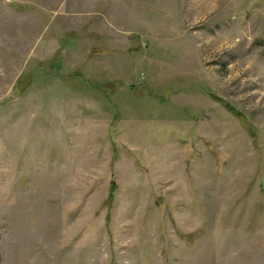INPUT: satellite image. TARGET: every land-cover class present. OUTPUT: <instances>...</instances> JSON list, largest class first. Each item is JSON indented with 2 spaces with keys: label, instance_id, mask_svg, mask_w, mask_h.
Segmentation results:
<instances>
[{
  "label": "rangeland",
  "instance_id": "374dc122",
  "mask_svg": "<svg viewBox=\"0 0 264 264\" xmlns=\"http://www.w3.org/2000/svg\"><path fill=\"white\" fill-rule=\"evenodd\" d=\"M0 264H264V0H0Z\"/></svg>",
  "mask_w": 264,
  "mask_h": 264
},
{
  "label": "trees",
  "instance_id": "16d2710c",
  "mask_svg": "<svg viewBox=\"0 0 264 264\" xmlns=\"http://www.w3.org/2000/svg\"><path fill=\"white\" fill-rule=\"evenodd\" d=\"M228 108L232 111L234 108L228 104Z\"/></svg>",
  "mask_w": 264,
  "mask_h": 264
}]
</instances>
